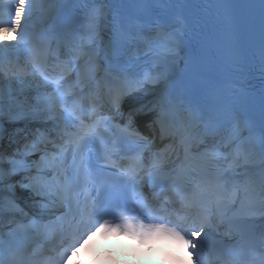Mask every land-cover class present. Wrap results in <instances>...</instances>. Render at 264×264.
I'll return each mask as SVG.
<instances>
[{"label":"snow or ice","instance_id":"1","mask_svg":"<svg viewBox=\"0 0 264 264\" xmlns=\"http://www.w3.org/2000/svg\"><path fill=\"white\" fill-rule=\"evenodd\" d=\"M204 2L0 0V264L97 232L264 264V0H207L227 57Z\"/></svg>","mask_w":264,"mask_h":264},{"label":"clouds","instance_id":"2","mask_svg":"<svg viewBox=\"0 0 264 264\" xmlns=\"http://www.w3.org/2000/svg\"><path fill=\"white\" fill-rule=\"evenodd\" d=\"M97 235H92L91 239H87L85 242L84 246L82 248H85V255H87V251L93 248L103 250L104 248H118L121 245H129L131 244L130 241L123 239L122 237L120 239H115V238H110V239H105L101 233L97 232ZM158 248L162 249H170V250H175L174 246L171 244L167 243H161L157 245ZM71 264H82L81 261H78L76 259L71 260ZM83 264H108V262H89V261H84ZM166 264H176L174 261H168Z\"/></svg>","mask_w":264,"mask_h":264}]
</instances>
